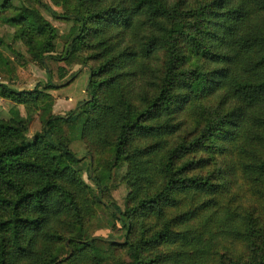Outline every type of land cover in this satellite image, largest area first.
I'll return each instance as SVG.
<instances>
[{"label":"trees","instance_id":"trees-1","mask_svg":"<svg viewBox=\"0 0 264 264\" xmlns=\"http://www.w3.org/2000/svg\"><path fill=\"white\" fill-rule=\"evenodd\" d=\"M52 2L64 13L43 0H0L1 18L21 27L45 68L89 67L90 97L63 123L92 155L100 196L64 163L79 159L55 124L52 85L11 89L14 59L0 38V77L9 80L0 97L42 122L29 136V121L0 116V264H175L168 250L177 264H264V0ZM51 18L80 27L61 31ZM68 69L58 67L61 80ZM257 119L262 134L251 135ZM120 183L132 188L116 214L111 188ZM107 185L109 202L100 200ZM93 209L125 238L96 237L84 223ZM216 226L242 246H211L204 237ZM178 246L189 249L180 263Z\"/></svg>","mask_w":264,"mask_h":264},{"label":"rangeland","instance_id":"rangeland-1","mask_svg":"<svg viewBox=\"0 0 264 264\" xmlns=\"http://www.w3.org/2000/svg\"><path fill=\"white\" fill-rule=\"evenodd\" d=\"M22 2L29 3L30 0H19ZM47 5L51 8L55 9L58 13L63 14L64 10L59 7L53 6L52 0H43ZM52 23L59 27L61 31H72L76 32L80 27L79 21H66L63 19H55L51 18ZM21 27L15 26L11 24H6L3 22L0 13V38L4 41L2 45H7L9 55L14 59L13 68L16 72V85H11L10 88L15 89L20 88V90L24 89L27 91H34L36 88H42L46 83H50L52 85L49 88V92L54 94L56 97V106H54V112L57 114L58 118L54 119L56 126L61 130V133L64 134L65 139L67 140V145L70 147L72 153H75L78 161H69L68 159H64L65 164L71 163L74 168H76L81 175L80 183L83 185L89 186L93 189L92 196L98 198L100 196L99 186L92 179V163L93 157L88 151L82 146L79 138H74L76 133L71 131L66 126V123H63V120L67 118V113L70 110H76L80 108V106L90 97L88 91V82H89V73L90 69L88 66H81L79 69L73 71L70 66H67L64 60H49L48 66L45 68L41 63L33 60V55L28 53V48L22 42L20 38ZM58 51L61 52L64 48V44L61 41L57 42ZM65 49V48H64ZM63 64V65H62ZM63 66L68 69V74L64 79H60L57 73L58 67ZM50 68V71L48 72ZM74 72H77V78L70 81L67 85L63 87H55L65 81L69 80ZM8 77H0V82H9L7 80ZM213 98V97H212ZM32 118L30 119V113L24 104H21L11 98H2L0 97V116L10 119L13 123L18 124L19 122L29 121L28 132L27 135H33L37 131H40L42 128V122L40 120L39 112H35L31 114ZM258 119L255 123L251 124L252 133L251 135H258L261 133V127L257 125ZM58 137V134L55 135ZM69 155H67L68 157ZM218 153L216 154V157ZM209 159H212L213 156L211 154L208 155ZM105 159L108 158V155L104 156ZM121 175V172H115V168L113 169V180L118 178ZM261 182L253 183L250 186H246V197L250 198L255 195L259 188ZM88 188V187H87ZM132 188V186H131ZM129 186L126 183H120L118 186L111 188L112 200H113L116 210L118 208L117 213L124 212L127 207V200L130 193ZM134 189V188H133ZM102 192L100 200L102 198L108 199V195H110V188H105ZM101 202V201H100ZM93 205V204H91ZM262 206L264 204H261ZM94 206V205H93ZM95 218H84L85 225L88 226L90 230H95L94 235L98 238H105L112 240L113 238L122 241L125 238L126 231L123 230L121 232L120 237L118 236L117 230H112V223H108L106 216L102 213L97 214L95 209ZM103 218L106 220V223H103ZM122 220H118L119 227L122 225ZM183 223L182 225H184ZM203 228H199L202 230ZM220 227L216 226L213 229V232H209L205 235V239L210 243L211 246L219 248L221 250H225L228 252H235L242 246V239L240 237H229L228 235H220L219 234ZM76 230L75 232H77ZM107 234V237H104ZM109 237V238H108ZM188 248H183L178 246V250H175L180 254V259L178 262H184L186 257V252ZM94 252L100 253L101 255H105L103 249H97L94 246ZM169 255H171L173 263L175 262V256L173 255V250L166 251ZM109 255V254H108ZM213 257L212 255L209 258Z\"/></svg>","mask_w":264,"mask_h":264},{"label":"crops","instance_id":"crops-1","mask_svg":"<svg viewBox=\"0 0 264 264\" xmlns=\"http://www.w3.org/2000/svg\"><path fill=\"white\" fill-rule=\"evenodd\" d=\"M47 4V3H46ZM55 61V60H54ZM63 65V64H62ZM79 67H81L80 65H76V66H74V69H72L73 71H75V70H77V69H79ZM103 223H106V220L103 218ZM104 237H107V234L104 236ZM109 238V237H108ZM113 239H115V238H113Z\"/></svg>","mask_w":264,"mask_h":264},{"label":"built area","instance_id":"built-area-1","mask_svg":"<svg viewBox=\"0 0 264 264\" xmlns=\"http://www.w3.org/2000/svg\"><path fill=\"white\" fill-rule=\"evenodd\" d=\"M121 233H118V236L120 237Z\"/></svg>","mask_w":264,"mask_h":264}]
</instances>
